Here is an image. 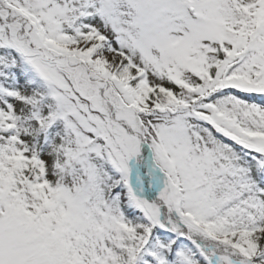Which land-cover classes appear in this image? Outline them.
<instances>
[{"label":"snow or ice","instance_id":"obj_1","mask_svg":"<svg viewBox=\"0 0 264 264\" xmlns=\"http://www.w3.org/2000/svg\"><path fill=\"white\" fill-rule=\"evenodd\" d=\"M0 264H264V0H0Z\"/></svg>","mask_w":264,"mask_h":264}]
</instances>
